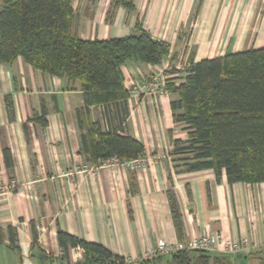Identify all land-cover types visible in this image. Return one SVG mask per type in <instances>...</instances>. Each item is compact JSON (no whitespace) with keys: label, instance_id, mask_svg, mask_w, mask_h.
I'll return each instance as SVG.
<instances>
[{"label":"crops","instance_id":"0c3cea01","mask_svg":"<svg viewBox=\"0 0 264 264\" xmlns=\"http://www.w3.org/2000/svg\"><path fill=\"white\" fill-rule=\"evenodd\" d=\"M72 8L82 40L124 38L142 28L168 43L170 54L160 66L127 61L122 72L130 97L108 112L86 109L79 82L43 73L22 58L0 63V264L83 262L80 247L64 254L59 231L121 258H141L160 242L183 245L200 234L248 239L250 252L233 258L260 264L264 184H230L213 171L176 173L173 140L188 138L173 120L171 104L179 96L135 87L167 63L183 71L190 62L264 48V0H72ZM95 122L103 132L141 142L144 167L90 162L82 136ZM171 263L165 255L146 264Z\"/></svg>","mask_w":264,"mask_h":264},{"label":"trees","instance_id":"16d2710c","mask_svg":"<svg viewBox=\"0 0 264 264\" xmlns=\"http://www.w3.org/2000/svg\"><path fill=\"white\" fill-rule=\"evenodd\" d=\"M75 20L72 0H2L0 63L22 58L43 73L79 82L86 109L103 107L108 112L130 97L122 72L127 61L160 66L170 54L168 43L153 39L142 28L124 38L82 40L74 33ZM166 74L169 92L179 96L171 104L173 120L188 131L187 140H173L176 173L213 171L218 180L225 174L230 184H264V48L190 62L183 71L172 69ZM82 141L92 163L112 159L128 163L145 154L141 142L103 132L98 122L87 128ZM170 200L180 234V211L171 194ZM58 240L65 255L70 248L84 250V261L76 264L123 261L104 246L63 231L58 232ZM259 260L264 264L263 253ZM171 264L237 263L228 255L184 250L172 254Z\"/></svg>","mask_w":264,"mask_h":264},{"label":"built area","instance_id":"2783aa9c","mask_svg":"<svg viewBox=\"0 0 264 264\" xmlns=\"http://www.w3.org/2000/svg\"><path fill=\"white\" fill-rule=\"evenodd\" d=\"M175 69L170 63H167L160 72L152 75L149 78L143 80V82L136 86L135 89L144 91L147 94H169V90L166 85L168 79L166 73ZM178 70V68H177ZM111 161V162H110ZM112 165H127L132 170H139L144 167V160L138 159L133 162H121L118 159L109 160ZM16 188L15 185H13ZM202 251L207 253H218L222 255H228L231 257H237L242 254H248L250 252V242L248 239H242L239 241H225L220 235L216 234H200L193 237L190 241L183 245H169L167 243L160 242L155 249L148 251L141 258H123V261H114L111 264H145L148 261H153L158 257L165 255H172L179 251Z\"/></svg>","mask_w":264,"mask_h":264},{"label":"rangeland","instance_id":"374dc122","mask_svg":"<svg viewBox=\"0 0 264 264\" xmlns=\"http://www.w3.org/2000/svg\"><path fill=\"white\" fill-rule=\"evenodd\" d=\"M1 5H2V0H0V8H1ZM149 95L152 96L153 94H149ZM144 162H145V161H144ZM139 169H140V168H139ZM153 261H154V260H153ZM148 262H150V261H148ZM148 262H146V263H148ZM146 263H145V264H146Z\"/></svg>","mask_w":264,"mask_h":264}]
</instances>
